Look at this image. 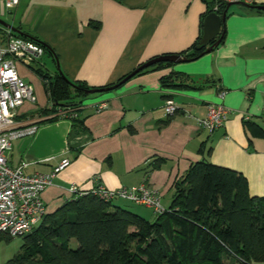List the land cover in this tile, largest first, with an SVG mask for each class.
<instances>
[{"label":"crops","instance_id":"0c3cea01","mask_svg":"<svg viewBox=\"0 0 264 264\" xmlns=\"http://www.w3.org/2000/svg\"><path fill=\"white\" fill-rule=\"evenodd\" d=\"M22 1L15 7L25 4L16 27L48 45L58 58L45 52L54 68L48 70L40 61L34 67L50 74L59 70L69 80L98 88L117 82L154 56L189 48L202 33L201 17L211 0ZM90 20L99 21V27ZM17 69L33 86L36 101L17 108L16 122L38 127L33 136L12 142L8 164H26L27 173L49 172L62 158L70 160L42 192L46 213L73 196L72 185L87 191L97 185L115 190L145 183L158 192L165 209L175 181L202 158L243 174L251 196L264 194V136L244 123L264 130V13L230 6L224 39L210 52L91 93L78 107L79 130L66 117L49 120L57 112L41 114L51 105L41 79L33 69L19 64ZM171 72L186 75L190 86L164 89L160 78ZM166 98L175 101L179 112L164 115ZM100 104L105 106L98 110ZM210 104L229 111L212 133L196 121ZM157 157L165 161L150 169L148 163ZM142 207L151 211L144 216L152 220L153 211ZM18 251L0 240V264Z\"/></svg>","mask_w":264,"mask_h":264},{"label":"trees","instance_id":"16d2710c","mask_svg":"<svg viewBox=\"0 0 264 264\" xmlns=\"http://www.w3.org/2000/svg\"><path fill=\"white\" fill-rule=\"evenodd\" d=\"M213 5L214 0L207 3L201 25L204 17L213 11ZM238 5L247 11L264 13L256 4ZM226 9L227 3H221L216 12L222 14ZM89 24L98 28L100 22L90 20ZM221 27L225 29V22ZM201 35L179 55L191 60L203 55L204 48L197 49ZM224 36L225 30L220 43ZM23 37L39 43L44 53H51L58 61L53 49L37 37L25 33ZM173 64L158 62L133 76ZM32 69L51 101L50 107L40 110L41 114L65 110L64 117L77 130L82 129L78 107L90 95L86 91L97 87L69 80L59 70L50 74L41 67L32 66ZM187 83V76L176 72L160 78L164 89L186 88L190 86ZM244 123L255 135L264 136L258 125ZM164 161L157 157L147 166L156 169ZM21 237L19 251L5 264H257L264 262V194L251 196L243 174L202 158L175 181L169 206L152 220L115 200L82 192L46 213L37 227ZM1 239L9 242L12 238L3 235ZM73 240L75 247L71 246Z\"/></svg>","mask_w":264,"mask_h":264},{"label":"built area","instance_id":"2783aa9c","mask_svg":"<svg viewBox=\"0 0 264 264\" xmlns=\"http://www.w3.org/2000/svg\"><path fill=\"white\" fill-rule=\"evenodd\" d=\"M19 3L20 0H0V16L17 7ZM221 3L258 5V0H214L213 12L218 10ZM43 54L44 49L39 43L0 24V236L21 237L41 222L46 214L42 192L70 164L68 158H62L49 172L27 173L24 170L26 164L11 166L7 161L12 142L25 136H33L38 127L34 122H16L17 108L26 101H36L33 86L20 76L17 65L35 66ZM219 93L223 95V92ZM104 106L100 104L97 109ZM162 109L165 116H170L179 112L180 107L172 98H166ZM228 113L224 106L210 104L205 116L197 118L196 121L199 127L212 133L223 125ZM57 115L64 117L66 112L59 110ZM69 191L73 195L92 192L104 200H125L146 206L155 214L164 210L158 192L145 183L115 190L97 185L87 191H80L72 185Z\"/></svg>","mask_w":264,"mask_h":264},{"label":"water","instance_id":"95a60500","mask_svg":"<svg viewBox=\"0 0 264 264\" xmlns=\"http://www.w3.org/2000/svg\"><path fill=\"white\" fill-rule=\"evenodd\" d=\"M235 4L238 5V4H242V3H227V9L231 5H235ZM255 7L258 9L264 10V4L255 5ZM227 9L224 10V12L222 14L211 11L210 13H208L204 17V19L202 21V35H201V39H200L198 46H197V49L204 48L202 54L210 52L213 48H215L220 43L221 37H222L223 32L225 30V29H222L221 25H222V23L225 22ZM0 24L11 28L18 35L24 36V33L22 31H20L19 29L15 28L14 26H12L10 24H7L6 22H4L1 19H0ZM165 61L172 62V63H180V62L191 61V59H189L185 56L179 55V54L161 55L159 57H156L154 59H150V60L140 64L138 67L133 69L130 73H128V75L123 77L117 83L112 84L110 86H107L105 88H92V89L87 90L86 93L91 94V93H95V92H103V91H108V90H112L114 88H117L119 85L123 84L125 81H127L129 78H131L138 71H140L146 67H149L155 63L165 62Z\"/></svg>","mask_w":264,"mask_h":264},{"label":"rangeland","instance_id":"374dc122","mask_svg":"<svg viewBox=\"0 0 264 264\" xmlns=\"http://www.w3.org/2000/svg\"><path fill=\"white\" fill-rule=\"evenodd\" d=\"M26 0H23L22 1V4L23 2L25 3ZM25 6V4H24ZM22 8H13V9H10L9 11H6V13L2 16H0V19L3 20L4 22H6L7 24H10L12 26H14L16 28V26L18 25V21L19 19L21 18V12H22ZM238 5H231L232 8H236ZM22 36V35H20ZM40 62L43 63L44 67L47 68L48 70L51 69V68H54V65L49 57V55L47 53H44L43 56L41 57V59L39 60ZM28 70H31V68L27 67ZM35 86V85H34ZM119 204H121L122 206H124L125 208L133 211V212H136V213H140L142 215H151V211L145 207H142V206H137V205H133L129 202H126V201H119L118 202ZM38 225H35L34 227H37ZM22 237H16V238H12L9 242H5L4 239H1V243L2 244H7L9 245L10 247H17V250L20 249L21 247V244H22ZM71 246L72 247H75L76 246V242L73 240L71 242Z\"/></svg>","mask_w":264,"mask_h":264}]
</instances>
